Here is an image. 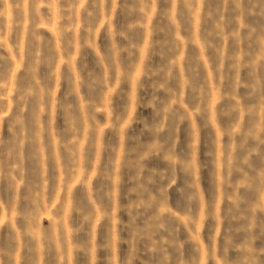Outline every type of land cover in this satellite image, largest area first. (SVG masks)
Returning <instances> with one entry per match:
<instances>
[{
    "label": "rangeland",
    "instance_id": "374dc122",
    "mask_svg": "<svg viewBox=\"0 0 264 264\" xmlns=\"http://www.w3.org/2000/svg\"><path fill=\"white\" fill-rule=\"evenodd\" d=\"M0 264H264V0H0Z\"/></svg>",
    "mask_w": 264,
    "mask_h": 264
}]
</instances>
